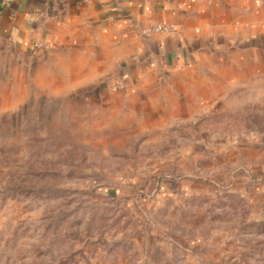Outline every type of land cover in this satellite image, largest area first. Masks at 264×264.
Segmentation results:
<instances>
[{
	"label": "rangeland",
	"instance_id": "374dc122",
	"mask_svg": "<svg viewBox=\"0 0 264 264\" xmlns=\"http://www.w3.org/2000/svg\"><path fill=\"white\" fill-rule=\"evenodd\" d=\"M251 35L137 97L59 72L3 106L0 264H264V25Z\"/></svg>",
	"mask_w": 264,
	"mask_h": 264
},
{
	"label": "crops",
	"instance_id": "0c3cea01",
	"mask_svg": "<svg viewBox=\"0 0 264 264\" xmlns=\"http://www.w3.org/2000/svg\"><path fill=\"white\" fill-rule=\"evenodd\" d=\"M263 10L264 0H0V117L48 73L137 97L156 69L192 71L248 43Z\"/></svg>",
	"mask_w": 264,
	"mask_h": 264
},
{
	"label": "built area",
	"instance_id": "2783aa9c",
	"mask_svg": "<svg viewBox=\"0 0 264 264\" xmlns=\"http://www.w3.org/2000/svg\"><path fill=\"white\" fill-rule=\"evenodd\" d=\"M6 2H8L9 0H4ZM151 32L154 33H169L172 32V27L171 26H164V25H156L154 27H152Z\"/></svg>",
	"mask_w": 264,
	"mask_h": 264
}]
</instances>
